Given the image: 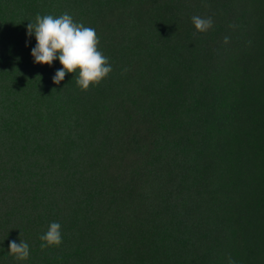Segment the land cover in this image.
Segmentation results:
<instances>
[{
	"label": "trees",
	"instance_id": "1",
	"mask_svg": "<svg viewBox=\"0 0 264 264\" xmlns=\"http://www.w3.org/2000/svg\"><path fill=\"white\" fill-rule=\"evenodd\" d=\"M64 13L113 69L87 91L31 56ZM229 258L264 264V0H0V264Z\"/></svg>",
	"mask_w": 264,
	"mask_h": 264
},
{
	"label": "clouds",
	"instance_id": "2",
	"mask_svg": "<svg viewBox=\"0 0 264 264\" xmlns=\"http://www.w3.org/2000/svg\"><path fill=\"white\" fill-rule=\"evenodd\" d=\"M191 20L200 33L208 31L213 23L211 17L198 15ZM27 35L35 37L36 43L31 49L34 63L51 66L53 61H59L61 67L52 77L53 84H60L66 74L75 73L76 85L83 92L90 86L99 85L113 70L108 57L98 48L100 41L96 30L75 22L68 13L59 16L37 14L35 21L27 25ZM228 42L229 37L226 36L224 43ZM40 240L41 250L59 246L62 243L61 225L50 223ZM8 254L17 261H25L30 255L29 245L12 240L8 245ZM228 264H234L231 258Z\"/></svg>",
	"mask_w": 264,
	"mask_h": 264
}]
</instances>
